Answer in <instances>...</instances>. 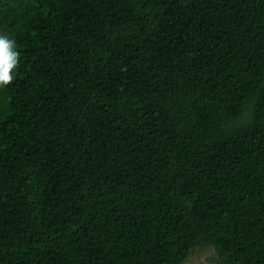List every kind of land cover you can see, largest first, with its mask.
<instances>
[{
	"label": "trees",
	"instance_id": "trees-1",
	"mask_svg": "<svg viewBox=\"0 0 264 264\" xmlns=\"http://www.w3.org/2000/svg\"><path fill=\"white\" fill-rule=\"evenodd\" d=\"M0 264H264V0H0Z\"/></svg>",
	"mask_w": 264,
	"mask_h": 264
},
{
	"label": "clouds",
	"instance_id": "clouds-1",
	"mask_svg": "<svg viewBox=\"0 0 264 264\" xmlns=\"http://www.w3.org/2000/svg\"><path fill=\"white\" fill-rule=\"evenodd\" d=\"M19 56L14 38L0 32V88L6 87L14 79Z\"/></svg>",
	"mask_w": 264,
	"mask_h": 264
},
{
	"label": "rangeland",
	"instance_id": "rangeland-1",
	"mask_svg": "<svg viewBox=\"0 0 264 264\" xmlns=\"http://www.w3.org/2000/svg\"><path fill=\"white\" fill-rule=\"evenodd\" d=\"M180 264H221L216 249L211 245L196 246Z\"/></svg>",
	"mask_w": 264,
	"mask_h": 264
}]
</instances>
